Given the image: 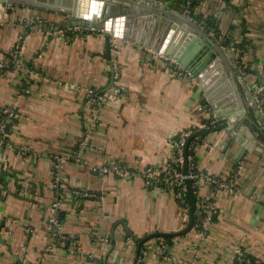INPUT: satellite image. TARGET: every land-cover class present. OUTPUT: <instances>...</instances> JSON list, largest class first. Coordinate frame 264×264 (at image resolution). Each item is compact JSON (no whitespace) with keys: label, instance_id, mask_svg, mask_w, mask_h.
I'll return each mask as SVG.
<instances>
[{"label":"crops","instance_id":"0c3cea01","mask_svg":"<svg viewBox=\"0 0 264 264\" xmlns=\"http://www.w3.org/2000/svg\"><path fill=\"white\" fill-rule=\"evenodd\" d=\"M118 2L122 11L148 7L176 22L191 18L186 7L180 10L185 0ZM198 11L213 25L193 20L227 48L221 62L231 90L219 92H226L223 105L232 110L235 102L234 113L244 112L248 126L193 138L197 171L232 180L236 189L196 180V220L200 199L216 202L218 214L202 235L195 222L172 236L165 260L162 236L139 241L181 230L189 214L174 185L149 184L144 171L168 169L175 140L213 126L216 111L202 87L208 81L128 39L111 37L108 50L100 31L63 33L66 12L0 4V60L13 59L17 46L21 58L0 68V118L5 109L15 113L0 145V264H236L239 250L264 264V127L250 102L255 96L264 115V0H200ZM228 39L245 43L246 69L237 53L231 56ZM116 87L120 92L99 109L89 100L88 89L104 94ZM84 136L88 143L77 157ZM56 156L64 159L67 184L60 190ZM115 166L133 174L120 175ZM59 195V225L52 227L50 206Z\"/></svg>","mask_w":264,"mask_h":264},{"label":"water","instance_id":"95a60500","mask_svg":"<svg viewBox=\"0 0 264 264\" xmlns=\"http://www.w3.org/2000/svg\"><path fill=\"white\" fill-rule=\"evenodd\" d=\"M0 4L2 6L13 4L34 6L40 9L66 12L68 19L66 26H82L92 28L94 31H100L105 35L108 50L111 37L128 39L142 47L166 54L172 60L181 64L183 68L189 70L192 76L201 84H203L202 79L205 82L208 81L202 87L209 103L216 111L215 114L221 121L211 127L195 131L186 138L183 146L182 170L185 175L191 173L188 156L189 146L193 138L219 130L239 132L242 126H248L246 120L242 118L244 112L234 113L236 103L232 102L230 105L229 102L228 105L231 106L232 110H227L223 105L227 101L223 102L221 100L223 97L221 95L226 92L222 90L223 92L219 94L221 89L226 88L228 92L231 90L226 79L227 74L223 73L221 62V54L223 51H227V48L223 47V44L215 43L209 34L186 14L178 18V22H176L163 9L154 11L151 9L150 11L148 7H125L122 11L121 8L119 9V5L109 2V0H64L63 2L60 0H55L54 2L52 0H0ZM174 7L178 8L176 5ZM184 8L185 3L182 4L180 10ZM201 49L203 50L201 51ZM231 54L234 59L236 52L232 50ZM230 79L232 82L234 81L233 76ZM234 93L239 95L237 88H234ZM250 102L256 111V115L259 116L258 123L264 127V115L261 113L255 96H250ZM220 107H222V110H219ZM246 132L249 134L248 136H253L250 128H247ZM193 180L194 178L192 177L184 179L190 196L189 217L186 226L176 232H154L141 239L139 241L140 245L153 236H177L185 234L192 229L197 218V195L192 187ZM133 239L134 241L137 240L135 237Z\"/></svg>","mask_w":264,"mask_h":264},{"label":"built area","instance_id":"2783aa9c","mask_svg":"<svg viewBox=\"0 0 264 264\" xmlns=\"http://www.w3.org/2000/svg\"><path fill=\"white\" fill-rule=\"evenodd\" d=\"M192 0H186L185 2V7L187 8L188 5L191 3ZM188 11V9H187ZM189 12V11H188ZM76 30H94L92 28H86L82 26H68L65 28L62 32L65 33L67 32H75ZM238 55L239 59V66L241 68V57H242V52L243 50L241 48H236L234 46L231 47ZM20 54V47L17 46L16 48L13 49V59L12 62L13 64H18L21 61V58L19 56ZM174 65L181 70V65L178 62H174ZM0 68H10L9 62H6L4 60H0ZM245 69V68H244ZM245 71V70H244ZM120 88H112L111 90L107 91L104 94H97L95 90L93 89H88L87 94L89 97V100L93 104L95 108H100L101 105L106 102L108 99L113 98L120 92ZM14 110L13 109H5L3 111V114L1 115L0 118V145L4 142L6 134H7V128L8 125L13 121L14 118ZM221 121V119L214 113L213 118L211 123L213 125L218 124ZM193 133V131H187L185 132L180 138L174 141L175 144V152H174V157H173V164L170 165V167L166 170H157L153 166H148L146 170L144 171V176L147 180V183H160V184H172L175 187H179V191L177 192V198L181 202V204L184 207V216L187 217L189 214V203L185 200L183 196L184 190H186V184L184 182V179L186 177H192L194 179H203L211 184H215L219 189H228V190H234L236 189V186L234 185L232 180L229 181H222L221 179L218 178H213L211 176H208L205 173H201L198 171H190L191 173L189 175L183 174L181 171V166L183 165V146L185 144V140L188 136H190ZM88 143V136H84L80 147L78 148V153L77 157L79 156V153L83 150V148L87 145ZM190 150V147H189ZM192 153V151H191ZM189 151V170H193L195 168V160L193 155ZM56 165H55V170L57 173L56 177V187L60 190L64 188L67 184L65 181V178L63 177L62 174H60V171L63 167V162L64 159L60 156L55 157ZM175 164V165H174ZM2 166V163L0 161V168ZM116 172L120 175L128 176L132 175L133 172H130L126 170L123 167H113ZM192 187L196 188V185L193 184ZM197 193V190H195ZM74 193L78 196H95L94 192H90L87 190H80V189H75ZM199 205L201 207V212L202 215L200 217V222H199V234H204L206 228L208 225L211 223V221L214 219V217L218 214V204L214 201H208L207 199H200ZM63 206V200L62 197L59 195L57 198L52 202L50 206V211H51V216H50V224L52 227H57L59 225V213L61 211V208ZM160 243H159V254L165 259L168 260L171 258V246H169L163 238H159ZM236 264H256L258 261L255 259H252L250 257H247L245 253L242 250H239L236 257ZM177 261V260H175ZM40 264V263H37Z\"/></svg>","mask_w":264,"mask_h":264},{"label":"trees","instance_id":"16d2710c","mask_svg":"<svg viewBox=\"0 0 264 264\" xmlns=\"http://www.w3.org/2000/svg\"><path fill=\"white\" fill-rule=\"evenodd\" d=\"M185 2H186V0H185ZM199 3H200V0H192L191 3L188 5L187 9L189 11V14H190L191 18L194 19L195 21H200V22H203V23H210L211 25H213L210 18L203 17L202 14L198 11ZM77 31H84V30H76L75 32H77ZM86 31H94V30H86ZM68 33H72V32H68ZM244 44L245 43L235 44L234 42H231L230 39H228V40L225 41V45L226 46H228V47L234 46L236 48H241L243 50L242 57H241V65H242L243 68L247 67V65H248V63L244 61V57H243L246 54V50H247ZM8 59H9V66L10 67H13L14 64H13V62H11L12 61V57H9L8 56ZM10 125H11V123L8 125L7 132L9 130ZM190 145H191V143H190ZM189 147H191V146H189ZM182 168H183V166H181V171L183 170ZM190 171H192V172L195 171L196 172L197 171V168L195 167L193 170H190ZM196 180H198V179H194L193 180L192 185L194 184V182H196ZM175 188H176V191H179V189H180L177 186ZM195 190H196V188H195ZM183 196H184L185 200L190 204V196L188 194L187 187H186V190H184V192H183ZM199 210H200V212H199L200 213L199 214V218L195 221V222H197V224L200 222V217L202 215L201 207H199ZM162 238L165 240V242L169 246L172 245V240H173L172 239L173 238L172 236H162ZM157 241H158V243H160V240L159 239ZM247 257H249V256H247Z\"/></svg>","mask_w":264,"mask_h":264},{"label":"rangeland","instance_id":"374dc122","mask_svg":"<svg viewBox=\"0 0 264 264\" xmlns=\"http://www.w3.org/2000/svg\"><path fill=\"white\" fill-rule=\"evenodd\" d=\"M109 2H112L114 4H119L118 0H110ZM119 9H120V7H119Z\"/></svg>","mask_w":264,"mask_h":264}]
</instances>
